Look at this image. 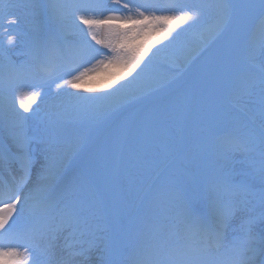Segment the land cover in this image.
Here are the masks:
<instances>
[{
    "label": "snow or ice",
    "instance_id": "1",
    "mask_svg": "<svg viewBox=\"0 0 264 264\" xmlns=\"http://www.w3.org/2000/svg\"><path fill=\"white\" fill-rule=\"evenodd\" d=\"M112 2L119 7L97 16L101 5L94 0H49L51 29L36 27L26 36L12 11L21 5L0 0V258L11 264H264V232L256 231L249 210L257 175L264 209V0ZM24 6L33 16L42 8ZM187 30L201 39L184 51L179 38ZM153 44L159 47L148 56ZM17 48L22 60L13 59ZM170 48L181 53L175 69L182 82L153 99L171 83L148 79L153 57ZM112 67L125 70L115 84L83 88L86 78ZM49 97L43 126L30 132L29 118ZM142 102L148 104L139 119L118 128L119 152L106 143L74 165L93 133ZM85 120L89 133L69 142L66 125ZM189 128L199 150L183 160L195 164V174L174 163L173 146L183 144ZM161 155L171 157L168 176L113 231L121 179L131 180L130 169ZM237 156L245 165L240 171L233 166ZM172 186L180 189L178 202L168 198Z\"/></svg>",
    "mask_w": 264,
    "mask_h": 264
},
{
    "label": "rangeland",
    "instance_id": "2",
    "mask_svg": "<svg viewBox=\"0 0 264 264\" xmlns=\"http://www.w3.org/2000/svg\"><path fill=\"white\" fill-rule=\"evenodd\" d=\"M33 1L36 0H4L5 3H16L21 5L20 7H16L14 9H12V11L14 12L15 15H17L20 19L19 22V26H18V30L22 33H24L26 36L32 34L33 29L36 27H39L41 29V31L46 32L48 30L51 29L52 23L51 20L49 18V15L46 13H43L44 11L41 10L40 14L38 16H33L32 14V9L25 7L24 5L26 4H31L33 3ZM96 1V0H95ZM98 3V1H96ZM35 3V2H34ZM107 9H111L112 5L107 4L106 5ZM4 26H7V21L3 22ZM121 26L122 27H130L129 24H126V22L121 21ZM3 29L0 28V32H2ZM142 39L144 38H139L137 40V42L139 43V40H141V43H145L142 41ZM200 35L196 30H187L186 32L182 33L179 40L180 42H186L188 44L191 45H195L198 46L199 42H200ZM156 46L159 44H155ZM216 45H213L212 48L208 49L207 51H205L203 53V55H201L199 58H197L194 63L192 64L191 68L189 69V71L187 73H185L184 77L182 79H187L192 73H194L200 66L201 63L204 62V60L215 50ZM196 48V47H195ZM21 48H17L13 50V56L14 57H21L22 56H16L15 53L21 51ZM154 51L152 50V48H149L148 52ZM158 60L160 61H166L167 64H169L171 67L169 71L167 72V70L163 67H160L161 65H154L155 67L162 69L166 72V76L164 78L168 79L169 81H171L170 85H169V89L163 90L161 92H157L155 94V96L153 97V99H157V98H163L170 90H174L179 88L182 80H177L176 79V69H175V62L172 63L171 61H169L168 59L162 57L160 54H158L156 56ZM97 59H99L97 57ZM153 64H155L153 62ZM165 64V63H164ZM171 70V71H170ZM106 73V72H105ZM94 81H95V75L93 77ZM85 83V82H84ZM83 88L87 90L88 89H94V90H100V89H104L105 86H97L94 88L92 85L89 84V81L83 85ZM86 92V91H85ZM95 92H91L90 95H93ZM38 103H40L39 101H37ZM148 102H142L139 104H134V105H130L127 108H125L124 110H122L108 125L104 126L99 133H93V139H92V143L89 145L88 149L81 153V155L77 158V160L74 162V165H78L79 163H81L82 161L86 160L90 154L94 153L95 151H97L99 148H101L102 146H104L106 143L108 144L109 148L111 149V151L113 152H119V144L116 143V136H117V132H118V128L119 126L125 122H131L134 123L135 121H137L140 117V115L142 114V112L145 110V108L147 107ZM35 107V105L33 106ZM45 113L46 111L43 110V108H40V112L38 115L30 117L29 118V131L30 132H35L38 129H40L43 124V120L45 118ZM0 135L4 136V133L2 131H0ZM89 133V124L88 122L85 121H77V122H72L66 125L65 127V136L67 138L68 141L71 140H76L77 138L86 135ZM2 136V137H3ZM161 143H167V137L162 136L161 138ZM174 155L176 156V160L174 162H176V164L179 167H186L188 169L189 165L192 166L193 163L188 164L185 163L183 158L187 155H191V154H195L198 150H199V143H198V139L195 135H193L191 133L190 128L186 130V136H185V140L183 142L182 145H174ZM157 152L160 151V149H156ZM171 159V157L165 158L164 156H157V157H147L146 158V162L145 164L139 169H130L129 171L131 172V180L128 177H124L121 179L120 184H119V188H123V187H127L129 185V187H134V195L131 196L129 198V203H131L130 208L136 203L137 198L140 196V194L146 190H149V185L150 184H159L162 180H157L156 175H160L162 177H167L169 174V169L168 171H165V174L163 175V171L162 168L167 164L168 160ZM243 158L240 156L236 157L235 162L238 165H242L241 163H239L240 160H242ZM212 162V158L209 157V163ZM165 168V167H164ZM170 168V167H169ZM243 169V168H242ZM166 170V168H165ZM165 178H163L164 180ZM259 182V181H257ZM257 182L252 181L253 183V189L254 191H257V187L259 188L260 191V186L257 184ZM169 192H172L174 194H179V187L178 186H172L169 188L168 190ZM170 195V194H168ZM252 201V200H251ZM253 203L255 204V201H253ZM136 205V204H135ZM253 215L257 216L256 212H251Z\"/></svg>",
    "mask_w": 264,
    "mask_h": 264
},
{
    "label": "bare ground",
    "instance_id": "3",
    "mask_svg": "<svg viewBox=\"0 0 264 264\" xmlns=\"http://www.w3.org/2000/svg\"><path fill=\"white\" fill-rule=\"evenodd\" d=\"M96 1H98V4L101 5V9H98L94 13L97 16H105L108 14V12L106 10H103V9H107L106 8L107 4L112 5V8L113 7H119V6L114 5L112 0H96ZM96 1L94 0L95 3H97ZM34 2L42 6L41 10L44 11L43 13L48 14L46 6L49 3V0H36V1H33V3ZM128 2H129V0H121V6L123 3H128ZM121 14H125V13L122 12ZM119 23L121 24V21ZM142 41L145 42V39H142ZM93 43H95V42H93ZM139 43H141V40H139ZM181 45H182V48L184 51H187L189 49H194L195 47H197L196 45L194 47V45L188 44L186 42H183V43L181 42ZM96 46L102 47L101 45H96ZM158 47H159V45L156 46L155 44H153L151 48H152V50L155 51L156 48H158ZM154 51L148 52V56H151ZM104 52H105V54H108L109 50L104 49ZM159 54L162 57L171 61L172 63H174V62L176 63L177 58L181 55L179 50H175V49H171V48L170 49H164ZM147 58L148 57L146 56L145 59H147ZM156 58L157 57H153V62L155 64H152L151 71L148 73V79L164 78L166 76V72L164 70L159 69V68L155 67L154 65L163 64V66L166 67L167 69L173 68L169 64H167L166 61H164V60L160 61ZM13 59L22 60L23 57L21 58V57H14L13 56ZM124 71L125 70H123L119 67H112L106 73L100 72V73L95 74V81L93 79L94 76L91 78H86V81H85V83H83V85L86 84L88 81H89V84L92 85L94 88L96 87V84H97V86H101V88H102V86L106 87L109 84H115L116 83L115 77L123 75ZM167 72H168V70H167ZM85 90H87V88ZM84 94L90 95L91 92L86 91V92H84ZM94 94H96V93H94ZM52 103H53V100L51 97H49L46 99L45 102L41 103V108H43V110H45L47 112ZM28 124H30V123L28 122ZM72 141H74V140H71L69 142H72ZM233 166L235 167V169L237 171H240L242 168L245 167V165H242V167H241V165H238L235 161L233 162ZM188 170L190 172H192L193 174L197 173V171H198L194 163L192 164V166L189 165ZM35 178H36V172L34 171L33 172V179L35 180ZM257 181H259L258 175H257V178L253 181V183L257 182ZM257 184L261 187L259 182H257ZM129 186H132V185H129ZM129 186H127V187L125 186L123 188L118 187L117 189H115V192L117 193V197H118V202H117L116 207L119 209V217H118V219L113 220V225H112L113 231H115L117 229L118 225L126 224L128 217L131 214L142 209L144 207L145 201L147 200V196H146L147 191L144 190L140 194V196L137 198L136 203H135L136 205L134 204L131 207L132 209H129L130 205H131V203H129V198L134 195V188H135V186L134 187H129ZM168 194H170V195H168V198L170 200H174V201L178 202V195L179 194H174V193L169 192V191H168ZM105 197L108 200L109 210L111 212L113 210V202L111 199V193L106 192ZM249 199L252 200V202L255 201V205L254 206L250 205L249 210H250V212H256V214H257L256 217L258 219V223L256 225V231L257 232H264V219H261V213L264 212V209H262V207L259 203V188L258 187H257V191L252 190V194L249 196ZM4 246L7 247V245H4ZM19 251L23 252V249H20ZM15 259H21V257H17ZM0 264H11V261L8 258H0Z\"/></svg>",
    "mask_w": 264,
    "mask_h": 264
}]
</instances>
